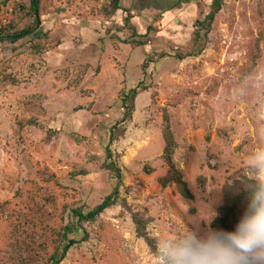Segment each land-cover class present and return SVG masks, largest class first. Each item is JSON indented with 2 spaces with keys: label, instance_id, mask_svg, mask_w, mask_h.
I'll return each instance as SVG.
<instances>
[{
  "label": "rangeland",
  "instance_id": "374dc122",
  "mask_svg": "<svg viewBox=\"0 0 264 264\" xmlns=\"http://www.w3.org/2000/svg\"><path fill=\"white\" fill-rule=\"evenodd\" d=\"M112 1L40 0L36 27L31 0H0V36L35 29L0 42V264H49L117 187L61 264H163V241L212 229L226 184H264V0H226L199 55L212 0ZM165 115L193 200L161 185Z\"/></svg>",
  "mask_w": 264,
  "mask_h": 264
},
{
  "label": "trees",
  "instance_id": "16d2710c",
  "mask_svg": "<svg viewBox=\"0 0 264 264\" xmlns=\"http://www.w3.org/2000/svg\"><path fill=\"white\" fill-rule=\"evenodd\" d=\"M226 0H212L211 10L209 14L202 21L196 23V34H195V45L198 47L197 54L199 55L204 49L205 42L212 30L215 23L217 15L221 12L223 4ZM114 9L116 11L121 10L120 0H113ZM31 12L36 19V27L40 24V0H31ZM35 29H26L19 33H14L12 35L0 36V42H10L15 44L31 35H33ZM200 47V48H199ZM137 94L136 90L132 91V97L135 98ZM165 127H164V138L166 147L164 150V160L169 167L168 175L161 180V185L163 188H167L171 185H176L180 195L186 199L193 200V195L190 192L188 183L184 181L182 173L177 169L174 162V154L177 148V144L174 140V136L171 131L170 121L167 115H165ZM108 157H111L110 151L108 152ZM107 168L115 172L116 165L113 161H109ZM118 178L121 179L120 174ZM264 185L256 180H251L244 178L243 180L234 181L228 183L224 188V205L220 209L219 216L212 222V229H224L228 231L235 230L236 225L241 219L243 213L247 209L249 203L254 197L255 193ZM119 194V188L117 187L113 194L108 196L99 206L88 213H84L80 210L73 212L74 217L77 219L78 225H69L65 229L63 236L64 244H62L57 251L51 256L49 264H61L69 251L85 242L88 239V234L82 240L78 241L75 238H70L71 234H76L79 231V227L84 223H92L96 221L102 214L107 210L116 205ZM134 222L136 225V232L138 237L144 239L149 247L154 253L157 252V244L154 239H152L146 231L145 222L140 219L137 215L134 217Z\"/></svg>",
  "mask_w": 264,
  "mask_h": 264
},
{
  "label": "clouds",
  "instance_id": "9594fccd",
  "mask_svg": "<svg viewBox=\"0 0 264 264\" xmlns=\"http://www.w3.org/2000/svg\"><path fill=\"white\" fill-rule=\"evenodd\" d=\"M264 169V151L256 155ZM163 264H264V185L255 193L234 231L211 229L160 245Z\"/></svg>",
  "mask_w": 264,
  "mask_h": 264
},
{
  "label": "built area",
  "instance_id": "2783aa9c",
  "mask_svg": "<svg viewBox=\"0 0 264 264\" xmlns=\"http://www.w3.org/2000/svg\"><path fill=\"white\" fill-rule=\"evenodd\" d=\"M12 15V10H9L6 13H4L0 18V27L6 28L10 24V17Z\"/></svg>",
  "mask_w": 264,
  "mask_h": 264
}]
</instances>
